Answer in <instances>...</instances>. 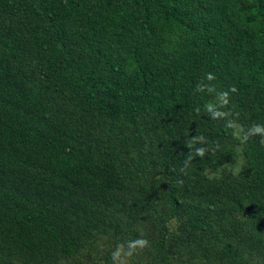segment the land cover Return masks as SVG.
<instances>
[{
	"label": "trees",
	"instance_id": "1",
	"mask_svg": "<svg viewBox=\"0 0 264 264\" xmlns=\"http://www.w3.org/2000/svg\"><path fill=\"white\" fill-rule=\"evenodd\" d=\"M254 124L264 0H0V264H264Z\"/></svg>",
	"mask_w": 264,
	"mask_h": 264
},
{
	"label": "clouds",
	"instance_id": "2",
	"mask_svg": "<svg viewBox=\"0 0 264 264\" xmlns=\"http://www.w3.org/2000/svg\"><path fill=\"white\" fill-rule=\"evenodd\" d=\"M205 78L208 80H214L215 76L209 72L205 74ZM211 91V89H209ZM231 92H235V87H232L230 89ZM222 95L225 97V103H227V97L228 92H223ZM198 111V110H197ZM207 111L212 113V119H217L218 117L223 116V113L213 111L212 105L209 104L207 107ZM228 127H235L234 123L232 121H228ZM260 135L261 136V144H264V125L261 124H254L252 125L248 132L244 133L243 139L246 141L250 136L253 135ZM195 155L203 156L204 150L203 149H197ZM193 159V156H189L186 158V161H189ZM149 245V241L144 238H137L135 240H131L127 242V251H125L124 244H118L115 248V250L112 252V259L114 264H124V257H130L133 252L136 251L138 248H145Z\"/></svg>",
	"mask_w": 264,
	"mask_h": 264
}]
</instances>
